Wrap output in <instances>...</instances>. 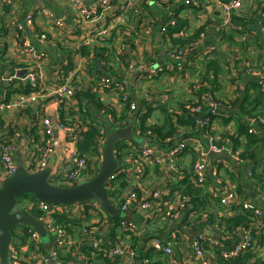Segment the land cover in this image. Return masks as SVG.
I'll list each match as a JSON object with an SVG mask.
<instances>
[{"label":"crops","instance_id":"crops-1","mask_svg":"<svg viewBox=\"0 0 264 264\" xmlns=\"http://www.w3.org/2000/svg\"><path fill=\"white\" fill-rule=\"evenodd\" d=\"M21 1L24 7L17 23H22L24 33L32 45L44 52L46 46L37 40L35 30L47 27L48 21L39 15L36 18L34 27H31L32 29L25 25L24 13L30 6L44 5L50 9L56 18L67 25L76 27L77 35L82 33L83 28L94 29L103 24H115L116 38L112 45L109 44L112 55L99 54L97 58L90 62L84 54L75 52L77 49L75 39L77 40V38L71 40L65 32L56 30L54 40L59 39L61 51L73 50L74 52V54H71L72 65L81 68V75L75 78L79 79L77 90L89 92L93 96L97 95L93 88L95 78L106 75L115 80L117 79L115 74L117 72L118 76L123 79L122 82L126 86L130 99L137 106V111L132 113L128 124H134L138 135L144 141L138 144L130 143L133 148H136V145L141 149L145 147L152 148L154 155L145 162L146 167L142 177L137 179L128 178L127 186L121 191V195L134 189L138 192L140 198L151 201V204L147 209L134 208L127 213V216L142 226V235L150 236L149 230L158 224L167 225L166 229L157 233L156 237L164 245L168 244L172 248L173 255L169 256L152 250L149 257L153 264H174V262L185 264L189 261H198L199 258L193 251L191 242L196 235L202 232H206L211 239L219 242L220 246L218 247H207L208 256L213 264H219L221 250L231 248L242 238L241 229H238L235 235L220 224L223 217L237 214L238 210L223 206L219 197L225 195L227 191H234L240 199L254 202L264 212V180L260 179L258 181L248 174L249 169L252 171L256 167L257 170H262L264 167V144L253 142L248 147L249 150L254 151L256 157L246 159L244 162H240L236 158V154L247 148L246 139L244 136H240L239 132L240 122L242 120L248 121V116L241 114L243 101L246 100L248 103L257 100L259 108L264 110V22L258 13L249 15L251 11L263 4V0H245L242 12L231 15L225 14L221 10L217 0H193L188 6L181 2L167 0H133L134 5L131 8L127 7L128 0H114L111 7L101 12L100 19L95 23L83 22L77 15L76 10L64 0ZM80 1L89 7L93 6L98 0ZM174 18L177 21L176 28L178 29L171 33L170 28H174L170 26V23ZM223 20L228 21V25L223 26L224 30L216 29L214 26ZM163 27L168 29L167 33L166 31L162 32ZM28 29H30V33ZM198 31L205 32V37L197 44L195 41L193 49H190L182 59L181 64L184 66L182 72L164 71L153 74L149 67L141 68V64L145 63L151 52L156 53L159 65L169 63L168 51L175 46L170 37L193 36L195 38ZM231 36L233 38L229 39ZM97 43L95 42L94 46ZM5 46L7 55L15 58L18 56L14 34L7 37ZM120 48L123 49L122 53H119ZM49 49L53 51L54 57L52 58L45 52L46 59L43 60L41 69L48 80H51L57 79L55 53L58 48L53 45ZM2 52L5 54V49ZM4 56L6 57V54ZM123 60L134 64L135 74L127 75L124 73ZM247 60L251 62L252 68L256 70L257 74L248 72L244 65ZM206 61H214L218 65V72L215 76L212 74L213 70H211V73L204 75ZM107 67L114 70L115 73L108 70ZM135 76L137 79L132 86L130 81ZM251 81L259 82L262 85V90L251 88ZM194 85H196L195 89ZM203 89L206 92L216 94V97L224 101L220 106H224L226 109L224 111L219 110L221 111L220 115L213 118L210 129L216 142L224 150L221 153L208 151L206 158V185L208 187L206 188L212 196L208 199L209 209L213 213L212 217H216L209 230L205 228V222L208 219L204 215L197 220L194 219L195 215L192 214L191 219L186 224L177 221L180 217L170 222L157 213L159 208L166 207L165 203L168 201L177 200L179 192L178 190L173 191L174 186L180 185L186 180V177L193 181L194 165L198 158L199 148L201 146H205L207 150L209 148L207 144L208 134L201 128L192 131L182 128V131L176 135L170 145L173 146L176 142L187 139L188 146L185 151L172 158L169 154L171 146L157 143L152 138L142 135L140 128V118L147 110L146 107L151 109L147 119L148 123L161 124L165 119V109L169 111L176 110L183 101L195 99L194 92L197 90L200 92ZM99 93L102 102L105 105L111 104L116 114L117 112H123L124 105L120 103L119 95H115L116 92L106 90ZM232 102H236L234 107ZM46 104V113L41 112L40 117L38 116L36 120L37 122L32 120L30 114H33V112L23 115L20 119L18 132L21 137L19 140H14L18 142V150L14 157L17 162L22 161L25 166H27L26 159L28 155L30 153L39 154L45 146L47 135L40 128V118L47 115L52 123H55L57 104L53 100L48 101ZM34 108L37 107L34 106ZM79 108L78 100L74 103L66 102L64 104L65 111L59 115L64 116L67 120H74L77 115H80ZM142 110H144L143 113ZM33 111L37 112V110ZM91 113H93V119L99 122L106 131L113 128L106 115L93 108H91ZM11 116L10 114V121L13 118ZM260 124L254 125L255 133H261L264 138V128ZM236 136H238L237 140L234 138ZM236 141L238 142L237 148L233 152ZM127 142L129 143V141ZM54 144V152L47 163V165L53 164V172L60 169L63 160L69 159L72 155V143L61 129L55 128ZM156 158L159 161H156ZM126 163L127 161L121 164L127 166ZM3 170V164L0 161V184L4 177ZM156 190L161 192L158 197L153 195ZM214 193H217V195L214 196ZM186 199L189 200L190 197L186 196ZM190 206L192 207L191 203H189ZM262 237H264V230L257 235V242ZM50 238L49 235L48 240L43 241L41 253H36L35 250L26 246L25 238L22 236L14 237L12 243L18 249H22L25 264H52L48 260L52 257L47 254L51 248ZM125 243L129 244L127 240ZM146 243L147 241H142L140 247H145ZM13 245H11V248L14 247ZM255 251L260 257L264 258V244L258 245ZM100 255L97 257L96 253L91 254V264H108L107 260L98 259L105 258ZM112 262L125 264L123 258Z\"/></svg>","mask_w":264,"mask_h":264},{"label":"built area","instance_id":"built-area-1","mask_svg":"<svg viewBox=\"0 0 264 264\" xmlns=\"http://www.w3.org/2000/svg\"><path fill=\"white\" fill-rule=\"evenodd\" d=\"M67 4L71 5L75 10L79 18L83 22H93L95 23L100 19V14L104 9L111 7L114 0H98L93 6H85L80 0H64ZM171 2H181L185 6L190 5L193 0H167ZM245 0H217L218 6L225 14H239L244 9ZM134 5L133 0H128L127 7L131 8ZM23 3L21 0H0V20L5 19V26L0 22V56L7 59V67L3 69L0 67V81L2 80L5 87L1 89L0 92V116L2 118L3 124L2 129H5L9 125L10 117L9 115L19 109L34 108L37 110L38 116L40 117L41 112H45L46 103L48 101H55L57 104V112L55 115V123H52L49 116L44 115L39 120V125L44 134L47 135L45 146L39 154L30 153L27 157L26 168L31 172H36L42 170L46 167L49 157L54 152V140H55V128L61 129L68 140L72 143V155L69 159H64L60 169L53 172L50 177V181L54 184L60 186H74L78 183L80 178L86 177L91 178L95 176L101 165L102 161V149L107 136L108 131L92 117L86 118L84 121L81 119L80 115H77L74 120H67L64 116H60L64 109V104L66 102H77L76 91L78 89V80L76 77L81 75V68L79 66L72 65V56L74 54L73 50L63 52L61 51V44H59V39L54 40V33L56 30H60L66 33L70 39H75V46L77 50L81 46L85 45L92 47L95 42L99 43L100 39L109 37L114 30H116L115 24H103L96 28H83L80 35H77V28L67 25L60 19L56 18L50 9L46 8L42 4H36L30 6L25 10L24 13V24L28 27H34L36 23L37 16H43L47 19V27L35 30V37L37 40L46 47L58 48L55 53L56 60V72L57 79L48 80L47 76L42 73L41 64L44 59H46V54L42 50H38L32 45L29 38L24 33V26L22 23H17V19L22 15ZM246 13V12H243ZM259 14V17L264 22V0L263 4L257 9L251 11V14ZM177 21L172 19L170 26L175 28ZM228 25V21H221L214 27L218 30H224L223 26ZM90 27V26H89ZM223 27V29H222ZM31 28V29H32ZM171 29V28H170ZM167 33L168 29L166 27L162 28V32ZM264 32V26H263ZM169 33V32H168ZM14 34V38L18 47V56L7 55V48L5 46L7 37ZM205 32H199L198 38L195 40L196 44L204 39ZM77 35V36H76ZM97 43V44H98ZM44 47V48H46ZM110 48V47H109ZM5 49V54L2 50ZM189 47H179L173 46L168 51V61L169 63L158 64V58L156 53L151 52L148 55L145 63L141 64V68L149 67L154 73H160L164 71L171 72H182L184 66L181 64L182 59L189 51ZM123 49H119V53H122ZM81 53V52H77ZM111 51H107L105 56H110ZM87 60L93 61L97 58L96 54L86 55ZM123 64V63H122ZM245 67L251 74H257L256 70L252 68L251 62L247 60L245 62ZM124 66V65H123ZM124 73L127 75L135 74L134 64L128 63L124 66ZM108 68V67H107ZM20 70H25L26 74L24 76L19 75ZM109 70V69H108ZM123 79L119 76V79H111L110 77L103 75L101 77L95 78L93 85L95 92L106 91L110 89L111 91L117 92L119 95V101L122 105L128 103L130 95L126 88L123 87ZM22 86L28 87L27 90H21ZM196 85H194V89ZM100 94V93H99ZM208 97L205 98L207 101ZM46 104V105H45ZM208 104L212 107L210 109V115L217 114V106L221 103H217L214 100L208 99ZM133 109L137 106L132 105ZM193 111L197 114L202 113V106H196ZM86 113L87 110L83 109ZM102 114L106 115L109 122L113 127L123 126L116 116L119 117L121 113L117 112L116 116L112 112H106L105 109L100 110ZM46 113V112H45ZM44 113V114H45ZM201 117V115H200ZM37 120V119H36ZM34 122H37V121ZM248 124L254 127L256 124L264 122V117H248ZM210 118H202L199 123L202 126L210 124ZM86 126H94L99 130V135L96 141V151L90 156L82 155L79 152V141L82 139V131ZM37 128V127H36ZM255 130V129H254ZM253 129L249 130V133L254 132ZM17 135L20 137V133ZM19 140V139H18ZM187 139L176 142L169 151L172 158L178 156L181 152L187 149L188 144ZM131 147V143H127ZM207 144L209 146L208 150L205 146H201L198 152V158L194 165L193 181L198 184H206V158L208 156V151H213L215 153L223 152L224 148L216 143L215 137L212 135L207 136ZM136 150L135 155L126 156L123 161H119L120 166L117 172L113 173L106 184L109 189V196L112 202L125 213L124 217H113L108 214L96 201H89L86 203H77L71 207L66 206H51L41 201H31L27 198L21 197L18 199L16 208L19 209H29L32 213L33 211L40 212V218L47 229L48 236L50 235L51 248L47 254L51 255L52 258L58 260V255L60 252H68L71 247L79 248L83 244H91L92 246L99 247L102 240L101 235L105 240L109 239L108 234L111 231L116 232L117 241L116 244L107 248L102 257L107 261H116L123 258L125 264H136L138 260H141L143 264H153L151 259L143 258L138 259V251L131 247L129 240L131 237L142 235V226L136 221L128 218L127 213L134 208H149L151 201L140 198L136 190H130L127 193L121 194H111L114 193L116 186L119 184V180L124 181L128 178H140L145 172V162L149 160L154 155V150L149 147L145 148H133ZM18 150V142L11 141L5 144L0 150V161L3 164L4 177L11 176L17 168V161L14 157ZM139 150V151H138ZM236 158L240 162H244L242 158H239L236 154ZM125 161H127V166H123ZM156 161H159L156 158ZM248 174L253 176V172L249 169ZM3 177V178H4ZM2 184V183H1ZM0 184V186H1ZM154 197L161 195L159 190L153 192ZM217 193H214L216 196ZM220 203L228 208L235 207L236 210H244L253 215L254 223L249 227H243L241 229L242 238L234 246L229 249H222L220 257L224 260L235 258L241 254L249 252L251 250L257 249V235L264 230V212L257 206L254 202L249 200H242L238 197L236 192L227 191L225 195L219 197ZM188 200L186 196L179 193L176 201H168L166 207H161L157 210V213L163 219L168 221L177 220L181 216L183 211L187 207ZM164 204V203H163ZM162 204V205H163ZM36 216V215H35ZM64 216L69 220L78 222L77 228L73 231L67 229V225L58 222V217ZM206 230L211 228V224H205ZM24 237L26 246H29L36 253H41L43 241L39 233L31 226H17L14 229V237ZM99 238V239H98ZM129 242L125 243L123 240ZM86 240V241H85ZM13 242V241H12ZM13 245V243L11 244ZM14 246V245H13ZM191 246L195 254L198 256V261H189L185 264H213L212 260L209 258L207 253V247H218L220 246L218 241L211 239L206 232L199 233L196 235L191 242ZM20 248V247H19ZM154 250L156 252H162L169 256L173 255V250L169 245H164L163 242L152 237L149 239L145 245L144 250ZM11 249V264H25V258L22 254V249H18L16 246ZM73 255L76 257V262H69L67 264H91L90 255L75 249ZM59 261V260H58ZM60 262V261H59ZM63 264V263H62ZM174 264H183L174 262Z\"/></svg>","mask_w":264,"mask_h":264},{"label":"trees","instance_id":"trees-1","mask_svg":"<svg viewBox=\"0 0 264 264\" xmlns=\"http://www.w3.org/2000/svg\"><path fill=\"white\" fill-rule=\"evenodd\" d=\"M0 22H3L1 24L5 26L4 18H1ZM175 28L170 29V32L173 33L174 30L178 29V28L176 29ZM199 32L200 31L197 32V35L195 38L193 36L192 37L181 36L178 38H174L173 36H171L170 39L174 42L175 46H179V47L187 46L189 47V49H193L194 42L196 38H198ZM115 38H116V30H114L113 33L109 37L100 39L99 43L96 44L95 46L93 45L92 47H88V46L83 45L81 46L79 50H77V52L78 51L81 52L82 54H84V56L86 55L90 56L91 54H94V55L96 54V56H98L99 54H105L107 51H110L109 44L112 45ZM232 38L233 36H231L229 39H232ZM128 63L130 62L123 60L124 66H127ZM205 64H206V67H205L206 71L204 75L211 73V70H213L212 74L215 76L216 73L218 72V65L215 64L214 61H206ZM7 65H8L7 59L3 56H0V67L5 69ZM109 70H112V69H109ZM112 71L113 73H115L114 70ZM115 74L117 75V79H119L118 73L116 72ZM201 82H204V81H201ZM4 87H5V84L1 80L0 81V92H1V89ZM123 87L126 88L124 84H123ZM250 87L254 88L255 90H259V91L262 90V85L256 81H251ZM20 89L27 90L28 87L22 86ZM107 90H110V89H107ZM197 91L194 92L196 95L195 99H187L183 101L176 110L169 111L165 109L164 110L165 119L162 121L161 124L160 123H151V124L148 123L147 119L149 117V114L151 113V109L149 107H146L147 108L146 111L142 110V113L143 111L144 113L142 114L140 118L141 134L146 137L152 138L157 143L167 145V146H171L170 144L173 142V139L176 137V135H178L182 131L181 130L182 128L189 129L190 131L201 128L202 130L205 131L206 134L214 136L210 132L212 121L214 117H217L218 115H220L221 111L217 109V114L211 116L210 109L212 107L208 104V99L214 100L217 103H223L224 101H221V99L216 97V94L212 92H206L204 91V89L200 92L198 91L199 93ZM95 93H97V95L93 96V94L89 92H80L79 90L76 91L75 94H76V99L79 102V107H80L79 113H80L81 119L85 121L86 118H89V117L94 118L93 113H91V108L96 109L98 112L102 109H105L106 112H112L116 116V112L115 110L112 109L111 104L105 105L101 100L100 94L98 92H95ZM207 97L208 99L207 101H205V98ZM235 104L236 102H232L233 107L235 106ZM132 105H135V103L132 100H130L128 103L124 105L123 112L121 113V115L119 117L116 116L117 120L122 122L121 124L123 126L128 124L129 118L132 116V113L134 111H137V108L133 109ZM200 105L202 106V113L205 114V118H210V121H211L210 124L206 126H202L199 123V118L201 114H197L193 111L194 107L200 106ZM83 109H86L87 112L84 113ZM262 110L263 109L259 108V102L257 100L254 102L251 101L248 103L245 100L243 101V104L241 106V114L244 116H248V117H264V112H263L264 110L263 111ZM31 112H33V114H30V115H32V120L34 121L38 118V112L33 111L31 108L19 109L13 112L11 114L12 115L11 117L13 118L11 119L9 125H7L5 129L1 128L3 121L0 116V150L5 144L11 141H14L16 139H20L21 135L20 137L17 135L18 126L21 122L20 119L23 117V115L27 113H31ZM260 126L264 128V122H261ZM250 129L254 130V127L248 124V121L242 120L240 122V131H239L240 136L245 137L247 148L241 151V153H238L237 155L239 158H242L243 160L257 156L254 154V151H251L248 148L251 143L259 142L260 144H264V138L262 137L261 133H255V130L253 133H249ZM81 135H82V139L79 141V152L82 155H86L90 157L97 149L96 141L99 135V130L94 126H86L84 130L82 131ZM234 138L235 140H237L238 136ZM127 143H128L127 141H121L116 145V154L120 162L123 161V159L126 156L135 155L136 153V150H134L133 147H131ZM237 143L238 142L236 141V145L233 147V150H232L233 152L237 148ZM217 144L220 145L219 143ZM136 148L139 149L140 147L136 145ZM252 172H253L252 177H254L256 180L258 181H260V179L264 180V167L262 168V170H257V168L254 167ZM127 183H128L127 180L122 181L121 183L119 180V184L116 186L114 193H111V194H114V195H116L117 193L121 194V191L127 186ZM206 187H207L206 184H198V183L192 182L189 177H186V180H184L180 185L178 186L176 185L173 187L174 188L173 191L178 190V192L183 194L184 196L190 197V199L188 200L186 209L184 210L183 214L180 216V219H178L177 221H181L182 223L187 224L188 221L191 219L192 214L195 215L194 219H197V220L201 219L203 215L206 216L208 221L205 223L211 224L212 222L215 221L216 217H212L213 213L210 212V209H209L210 203L208 199L212 196L209 194L207 190L208 187L207 188ZM21 197L27 198L28 200H31V201L36 200L31 194H28V193L22 194ZM189 203L192 204V207H189ZM231 209H236V208L233 207ZM237 210H238L237 214H234L228 217H223L220 221V224L225 226L228 231H231L235 235L238 229H242L243 227H249L254 223L253 215L251 213L244 211V210H239V209ZM33 214L38 217L40 216V212L38 211H33ZM58 222L67 225V229L69 231H73V229L77 228V225H78V222L74 223V221L69 220L68 218L64 216H59ZM20 226L26 227L25 225H20ZM166 227H167L166 224H158L153 229L149 230L148 233L150 236L139 235V236H135V237L133 236L130 239H127L129 240L131 247L138 251V259H143L145 257L150 259L149 254L152 251L151 250L152 248H149L148 250H144L145 247H140L141 242L148 241L150 238L156 237L157 233L164 231ZM116 235L117 234L115 231L109 232L108 240L107 238L105 240L101 235H97L102 238L99 244V247H95V246H92L91 244H87V242L86 244H83L79 248L73 246L69 249L68 252H64V251L60 252V254L58 255V260L63 264H67L69 262H73V263L76 262L77 261L76 257L73 255V251H76L75 249H79V251L86 253L88 255H91L94 253L103 254V252L107 248L116 244V241H117ZM263 244H264V237L258 240L257 246L258 245L260 246ZM98 255L97 257H99ZM98 259L105 260L104 258H98ZM107 262L108 264H117L116 262H110V261H107ZM219 264H264V258L260 257L258 253H256V251L251 250L235 258H231L227 260H224L221 258Z\"/></svg>","mask_w":264,"mask_h":264},{"label":"water","instance_id":"water-1","mask_svg":"<svg viewBox=\"0 0 264 264\" xmlns=\"http://www.w3.org/2000/svg\"><path fill=\"white\" fill-rule=\"evenodd\" d=\"M28 32L30 33V29ZM44 50L49 56L54 57L51 49L45 48ZM25 74V70L19 71V75L24 76ZM136 79L135 76L130 81L132 86ZM217 109L226 110L224 106L220 105L217 106ZM203 117L204 114L201 115L200 120ZM121 141L138 144L144 139L138 135L133 123L111 128L103 145L102 161L98 173L91 178H80L74 186H60L50 181L53 172L52 163L42 170L31 172L22 161L17 162L16 171L11 176L4 177L0 186V264H11L10 248L14 229L19 225L33 227L39 233L42 241L48 240L44 222L29 209L16 208L22 194H31L37 201L51 206L71 207L77 203L96 201L111 216L118 218L125 216V213L117 208L110 199L109 189L106 186L109 177L119 169L116 145ZM48 260L52 264H62L58 263L56 258ZM136 264H143V262L138 260Z\"/></svg>","mask_w":264,"mask_h":264},{"label":"rangeland","instance_id":"rangeland-1","mask_svg":"<svg viewBox=\"0 0 264 264\" xmlns=\"http://www.w3.org/2000/svg\"><path fill=\"white\" fill-rule=\"evenodd\" d=\"M115 95L118 96V93L116 92Z\"/></svg>","mask_w":264,"mask_h":264}]
</instances>
